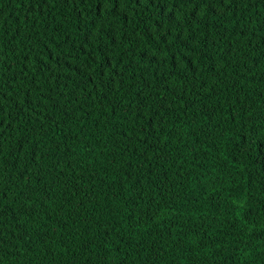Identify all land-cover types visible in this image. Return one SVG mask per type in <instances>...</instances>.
<instances>
[{
	"label": "trees",
	"instance_id": "1",
	"mask_svg": "<svg viewBox=\"0 0 264 264\" xmlns=\"http://www.w3.org/2000/svg\"><path fill=\"white\" fill-rule=\"evenodd\" d=\"M0 264H264V0H0Z\"/></svg>",
	"mask_w": 264,
	"mask_h": 264
}]
</instances>
